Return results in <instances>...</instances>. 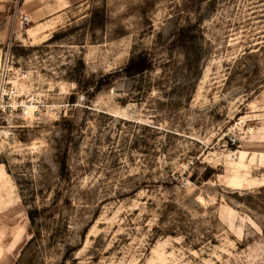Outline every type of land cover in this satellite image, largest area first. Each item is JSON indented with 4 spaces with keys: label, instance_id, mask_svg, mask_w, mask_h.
Returning <instances> with one entry per match:
<instances>
[{
    "label": "rangeland",
    "instance_id": "1",
    "mask_svg": "<svg viewBox=\"0 0 264 264\" xmlns=\"http://www.w3.org/2000/svg\"><path fill=\"white\" fill-rule=\"evenodd\" d=\"M27 1L0 0V264H264V0Z\"/></svg>",
    "mask_w": 264,
    "mask_h": 264
},
{
    "label": "crops",
    "instance_id": "2",
    "mask_svg": "<svg viewBox=\"0 0 264 264\" xmlns=\"http://www.w3.org/2000/svg\"><path fill=\"white\" fill-rule=\"evenodd\" d=\"M69 0H28L25 3V8L30 5V9L34 12L38 21L49 19L56 22V18L60 17L68 6ZM20 21V18H19ZM20 23V22H19ZM2 35L7 38V32L0 27V41Z\"/></svg>",
    "mask_w": 264,
    "mask_h": 264
},
{
    "label": "built area",
    "instance_id": "3",
    "mask_svg": "<svg viewBox=\"0 0 264 264\" xmlns=\"http://www.w3.org/2000/svg\"><path fill=\"white\" fill-rule=\"evenodd\" d=\"M20 22L21 24H24V25H27L29 24V20H28V17L26 15H23L22 17H20ZM8 49H7V53L5 54V57H4V64H5V69L3 70V75H2V80L5 79V76H6V73L8 71V65H9V58H8Z\"/></svg>",
    "mask_w": 264,
    "mask_h": 264
},
{
    "label": "bare ground",
    "instance_id": "4",
    "mask_svg": "<svg viewBox=\"0 0 264 264\" xmlns=\"http://www.w3.org/2000/svg\"><path fill=\"white\" fill-rule=\"evenodd\" d=\"M29 30H30V28H29ZM30 32V31H29ZM34 34V33H33ZM36 37V36H35Z\"/></svg>",
    "mask_w": 264,
    "mask_h": 264
}]
</instances>
